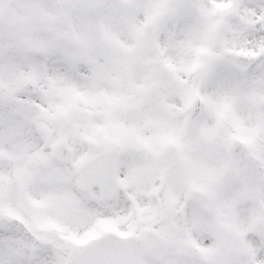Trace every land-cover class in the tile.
Returning <instances> with one entry per match:
<instances>
[{"label":"snow or ice","instance_id":"snow-or-ice-1","mask_svg":"<svg viewBox=\"0 0 264 264\" xmlns=\"http://www.w3.org/2000/svg\"><path fill=\"white\" fill-rule=\"evenodd\" d=\"M0 264H264V0H0Z\"/></svg>","mask_w":264,"mask_h":264}]
</instances>
